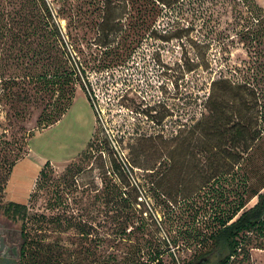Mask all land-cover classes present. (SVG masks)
Returning a JSON list of instances; mask_svg holds the SVG:
<instances>
[{"label":"trees","instance_id":"16d2710c","mask_svg":"<svg viewBox=\"0 0 264 264\" xmlns=\"http://www.w3.org/2000/svg\"><path fill=\"white\" fill-rule=\"evenodd\" d=\"M62 2L69 10L54 9L46 0H0V199L6 191L13 168L25 157L20 156L19 151L10 156L6 128L10 119L24 118L27 106L35 102L32 96L38 95L36 100L41 99L39 104H43V98L49 96L42 109L41 125L45 128L54 124L70 105L75 86L79 85L83 90L85 87L89 96H94L90 91L88 73L112 72L122 67L149 29L147 37L153 40L156 49L162 43H171V50L176 53L169 68L173 100L171 109L177 105L175 100H180L182 97L179 96L184 94L178 82L187 77L198 78V72L203 73L200 81L195 79V88L201 90L199 104L202 112L199 117L196 120L193 118L195 121L190 125L183 126L184 130L172 129L169 135L167 130L160 131L162 133L155 135L153 140L167 138L165 144H174L184 133L205 138L213 136L231 144L248 138L256 146H244L242 149H248L253 157L257 146L264 145V9L255 0H137L138 11L132 22L134 30L126 48L118 43L113 46L108 40L112 31H119V41L122 40L127 28H131L127 19L123 24L111 21L107 9L109 2L89 1L86 4L92 8V13L76 8L75 0ZM207 2H213L211 4L218 8L215 13L216 18L218 16L217 27L208 40L198 31L194 32L192 25L185 26L180 21L186 8L193 13L198 12ZM125 6L129 7L127 0ZM226 7L232 20L230 30L218 27L221 10ZM161 12L166 16L163 29L154 25L155 17ZM129 14L127 18L132 17V13ZM60 16L66 20L65 35L57 22ZM83 27L94 36L74 34L75 29ZM230 32L246 57L236 64L231 63L229 58V46L233 47L229 45L233 41L227 42ZM101 49L104 51L99 54ZM212 49L216 58L213 62L210 59ZM131 91L125 92L123 107L132 115L136 113V103L128 99ZM54 94H57V99L52 102L50 99ZM185 96L188 101L191 99L188 93ZM168 115L172 117L171 112ZM178 121L176 118L175 122ZM139 128L142 130L141 126ZM130 134L136 136L130 152L135 151L136 146L140 148L142 143L153 141L152 135L145 131L139 133L133 130ZM100 144L98 151L102 154L106 150L110 164L103 170V187L99 196L105 217L104 229L102 236L96 235L89 241L92 248L89 252L85 251L88 264H144L141 262L144 257L149 264H162L160 256L164 252L173 257L169 246L177 248L192 242H200L201 246L186 264H229L234 257L246 251L249 245L246 236L253 234L256 238L264 239V190L257 192L250 188L254 174L249 183V158L245 157L243 164L237 167H243L246 176L243 174L241 185H233L231 194L225 187L233 184L234 171L230 173V180L224 176L230 175L234 165H228L226 174L214 172L210 176L214 178L213 183L207 184L209 179L204 180L197 199L199 205L193 210L184 209L176 214H167L165 210L166 216H169L167 221L164 218L158 222L153 211L140 209L138 226L126 233L135 218L131 189L127 192L124 190L130 183L126 180L125 168L110 151L108 142ZM134 168L133 164H129L130 171ZM42 174L41 167L36 178ZM178 182L184 183L181 179ZM145 185L148 186L147 183ZM158 188L156 196L163 198L162 202L169 208V187L161 184ZM153 191L152 188L151 193L149 187L144 189L145 203L146 199L153 198ZM249 191L256 194V203L242 210L244 197ZM28 199L24 204L7 201L2 207L3 214L12 220L23 218ZM160 223L166 228L167 239L161 240L157 236L159 228L156 225L160 226ZM91 230L94 231L93 227ZM77 232L85 237L88 234L81 229ZM131 239L135 243L126 245L129 258L122 260V248L125 247L122 241L129 242ZM64 261L54 245H37L27 250L21 247L20 264H64ZM173 264L179 262L176 260Z\"/></svg>","mask_w":264,"mask_h":264},{"label":"rangeland","instance_id":"374dc122","mask_svg":"<svg viewBox=\"0 0 264 264\" xmlns=\"http://www.w3.org/2000/svg\"><path fill=\"white\" fill-rule=\"evenodd\" d=\"M46 1L54 9L69 10L65 6L66 3L63 5V0ZM89 1L91 0H75L74 6L77 5L76 8H80L81 11L92 13V8L86 4ZM100 1L109 2L107 9L113 23L123 24L126 19L130 23L131 28L128 29L126 26L127 30L122 40L119 41L121 36L119 31H112L108 39L111 45L115 46L118 43L120 47L126 48L134 30L132 22L138 11L137 0H127L129 7L125 6L126 0ZM255 2L264 9V0H255ZM211 3L207 2L201 10L194 13L186 8L180 20L185 26L192 25L194 32L198 31L207 40L212 37L218 19L215 14L218 8ZM229 12L228 7L221 10L222 15L218 22L220 29H231L232 20ZM129 13H132L131 18H127ZM161 14L162 12L155 17L154 25L163 29L166 16ZM63 17L60 16L57 22L61 33L65 35L66 20ZM149 32L150 29L145 32L146 35L143 36L141 43L122 67L112 72L90 71L88 81L91 84V94L95 97L89 96L85 87L83 90L76 85L70 105L54 124L45 128L41 125L42 109L48 102L49 96L43 98V104H39L41 99L36 100L38 95H34L31 99L35 102L27 106L24 118H12L6 126L7 138L10 141V156L19 151V155L25 157L13 168L6 191L1 194L0 226L11 227L19 233L21 247L25 250L37 245L38 247L54 245L61 258L65 259L64 264L70 262L88 264L85 251L89 252L92 248V244L89 246V241L96 235L102 236L104 229L102 225L105 217L99 196L103 187V170L110 164L106 150L100 154L98 149L100 143L104 144L106 141L110 151L115 154L114 157L125 168L126 180L130 183V186L124 190L127 192L131 189L135 218L133 225L126 229V233L138 226L140 209L153 211L158 222L164 218L167 221L169 216H166L165 210L167 214H176L177 211L181 212L184 209L193 210L199 205L197 199L201 194L200 188L204 180L209 179L207 184L213 183L214 178L210 176L214 172L226 174L228 165H234L229 172L230 174L234 171L233 184L231 183V187H225L231 194L235 185H241L243 174L245 175L243 167H237L243 164L244 157L249 158L247 163L249 183L252 173L254 174L250 188L257 192L264 190L262 186L264 145L262 144L257 146L258 149L253 157L248 149L247 151L242 149L244 146L247 148L256 146L248 138L243 142L231 144L213 136L205 138L184 133L180 141L174 144H165L167 138L153 140L155 135L162 133L160 131L167 130L168 135L172 129L177 131L180 128L182 131L185 129L182 128L183 126L190 125L199 117L202 112L199 104L201 90L195 88V84L196 80L202 79L203 73L198 72V78L187 77L182 82H178L181 83L180 90L184 94L179 96L182 97L180 100H175L177 105L171 109L173 100L169 68L176 53L172 52L171 43L170 45L162 43L160 48L156 49L153 40L147 37ZM90 33L84 27L74 31L77 36L83 34L94 36V33ZM126 34L128 36L125 38ZM116 35L119 36L116 38ZM228 35L227 42L233 41V44H229L233 45V47L229 46V58L231 63L236 64L246 57L240 44L236 43L234 34L230 32ZM64 39L67 40L65 37ZM97 50L99 51L98 48ZM102 51L104 50L101 49L99 54ZM210 59L211 62L216 59L213 49L210 52ZM129 89L132 91L128 93V99L136 103V113L132 115L123 107L124 95ZM187 93L191 96L189 101L185 96ZM56 96L57 94H54L50 101L57 99ZM170 112L171 118L168 115ZM176 118L179 119L178 122H175ZM136 124L138 126H135ZM170 125L174 128L169 127ZM133 130L139 133L145 131L148 135H152L153 141L142 143L140 148L136 146L135 151L130 152L136 137L135 134H130ZM129 164L135 166L132 171L128 169ZM41 167L43 174L36 178ZM226 175L224 177L230 180L231 174ZM179 179L184 183H179ZM145 183L151 188V193L152 188L155 190L153 198L146 199V203L143 200L144 189L147 188ZM161 184L170 189L167 195L171 198L170 204L167 203L169 208L162 202L163 198L156 196ZM256 197V194H250L249 191L244 197L242 210L252 207L256 203ZM27 199L23 218L12 220L3 214L2 207L7 201L24 204ZM161 225V223L160 226L156 225L159 228L157 236L161 240L167 239L166 228ZM92 227L94 231L91 230ZM79 229L87 232V236L78 233ZM246 237L249 243L246 251L234 257L229 264H264V239L256 238L253 234ZM128 243L134 244L135 240L122 241L125 246L122 248V260L129 258L126 249ZM192 243L177 248L169 246L173 257H170L168 252H164L160 256L162 264H173L176 260L179 264H186L201 246L200 242ZM141 262L149 264L145 257Z\"/></svg>","mask_w":264,"mask_h":264},{"label":"flooded vegetation","instance_id":"af4514ba","mask_svg":"<svg viewBox=\"0 0 264 264\" xmlns=\"http://www.w3.org/2000/svg\"><path fill=\"white\" fill-rule=\"evenodd\" d=\"M20 260V234L11 227L0 226V264H20Z\"/></svg>","mask_w":264,"mask_h":264}]
</instances>
